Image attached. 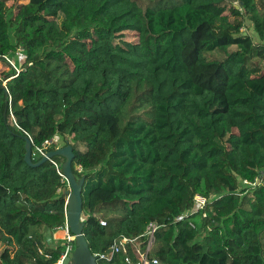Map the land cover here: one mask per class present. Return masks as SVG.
<instances>
[{
    "label": "trees",
    "instance_id": "1",
    "mask_svg": "<svg viewBox=\"0 0 264 264\" xmlns=\"http://www.w3.org/2000/svg\"><path fill=\"white\" fill-rule=\"evenodd\" d=\"M236 3L0 0V64L25 57L0 73L2 264L66 250L44 231L66 227L68 182L52 160L25 161L24 136L56 134L86 176L93 253L154 221L151 264H264V0Z\"/></svg>",
    "mask_w": 264,
    "mask_h": 264
},
{
    "label": "built area",
    "instance_id": "2",
    "mask_svg": "<svg viewBox=\"0 0 264 264\" xmlns=\"http://www.w3.org/2000/svg\"><path fill=\"white\" fill-rule=\"evenodd\" d=\"M5 61L10 65L12 68L13 76H17L22 70V63L25 59L23 56V50L19 48L13 55H7L4 57ZM11 77L7 78L3 81V84L6 86L7 81ZM70 141V138H69ZM70 143H66L63 136L60 134H56L51 139L46 140L41 146H37L32 150L33 160L41 159L46 153L50 150H56L62 146H65ZM54 165L56 166L58 172L63 175V172L60 170L62 163L51 159ZM79 171H82V168H78ZM196 202L198 206H203L206 203V199L202 196L196 197ZM102 225H106L105 220H101ZM161 224L151 221L147 224L143 233L135 238H131L128 236H122L113 241L111 246L106 252H98L94 253L98 256L99 260H104L110 262L111 264L116 261V259H123L121 262L132 263V258L129 255V245H134L137 254L139 255V260L136 264H151V262L156 263L157 260L151 261L149 258V252L152 247L153 242L155 241V235L157 230L160 228ZM66 236L65 240L67 241L66 250L62 255V258L57 262V264H62V260L65 256L70 255L75 247V237L70 232L68 224L66 223V227L64 228ZM41 253V252H40ZM120 262V264H121Z\"/></svg>",
    "mask_w": 264,
    "mask_h": 264
},
{
    "label": "water",
    "instance_id": "3",
    "mask_svg": "<svg viewBox=\"0 0 264 264\" xmlns=\"http://www.w3.org/2000/svg\"><path fill=\"white\" fill-rule=\"evenodd\" d=\"M24 139L26 140L25 161L29 165L40 166L54 157L64 159L61 167L68 184L63 188V194L67 196V224L75 237V247L70 255L63 258L62 264H99L98 256L92 252L84 233L83 189L86 176L78 178L73 170L75 152L72 144L50 150L41 159L34 161L32 156L33 142L29 136H24Z\"/></svg>",
    "mask_w": 264,
    "mask_h": 264
},
{
    "label": "crops",
    "instance_id": "4",
    "mask_svg": "<svg viewBox=\"0 0 264 264\" xmlns=\"http://www.w3.org/2000/svg\"><path fill=\"white\" fill-rule=\"evenodd\" d=\"M44 233H45L46 243L51 248H55L60 241H65L66 233L64 229H60L55 232H52L50 229L46 228ZM10 243H11V246L15 245V242L13 239H10ZM0 264H2L1 260H0Z\"/></svg>",
    "mask_w": 264,
    "mask_h": 264
},
{
    "label": "rangeland",
    "instance_id": "5",
    "mask_svg": "<svg viewBox=\"0 0 264 264\" xmlns=\"http://www.w3.org/2000/svg\"><path fill=\"white\" fill-rule=\"evenodd\" d=\"M19 2H26V0H18ZM233 1H235V4H237L236 3V0H233ZM13 2L14 1H10V2H8V5H11V4H13ZM238 5V4H237ZM249 24V22H247V25ZM250 31V29H249V27H247V30H246V32H249ZM252 32V31H251ZM136 39V37L133 35V34H131L130 35V40H135ZM133 49V51L134 52H137L138 51V49L137 48H135V47H133L132 48ZM107 57L109 58V55L107 54ZM1 63V62H0ZM131 72H138V70H130ZM12 72V68L10 67V66H8V65H6V64H0V73H2V74H4V75H6V74H8V73H11Z\"/></svg>",
    "mask_w": 264,
    "mask_h": 264
}]
</instances>
